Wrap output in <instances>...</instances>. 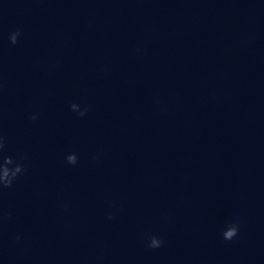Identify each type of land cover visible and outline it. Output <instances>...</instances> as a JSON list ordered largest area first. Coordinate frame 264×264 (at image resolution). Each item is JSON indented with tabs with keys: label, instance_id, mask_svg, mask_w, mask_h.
Segmentation results:
<instances>
[{
	"label": "water",
	"instance_id": "obj_1",
	"mask_svg": "<svg viewBox=\"0 0 264 264\" xmlns=\"http://www.w3.org/2000/svg\"><path fill=\"white\" fill-rule=\"evenodd\" d=\"M0 81V264H264V0H0Z\"/></svg>",
	"mask_w": 264,
	"mask_h": 264
},
{
	"label": "clouds",
	"instance_id": "obj_2",
	"mask_svg": "<svg viewBox=\"0 0 264 264\" xmlns=\"http://www.w3.org/2000/svg\"><path fill=\"white\" fill-rule=\"evenodd\" d=\"M22 32L19 28L12 31L8 35V40L10 44L15 45L18 42L19 37ZM3 89V83L0 81V90ZM70 111L76 113L79 117H83L87 114L90 109V105H83L73 102L69 105ZM30 120H36L37 116L35 114H30L28 117ZM6 139L2 133H0V193L4 189L11 188L15 181L27 171L26 165L23 163L27 159L24 154H19L18 158H13L10 155L5 154ZM93 160H97L98 157L94 155ZM65 161L69 165H75L77 163V156L75 153H69L65 156ZM62 208L67 210V206L64 204L60 205ZM112 202H109V207H112ZM7 215L10 216V213ZM108 219H113L114 216L111 212L107 215ZM4 219V216L0 214V221ZM240 226V221L235 219L233 221L227 222L221 232L222 239L225 241H230L238 235ZM17 241L20 237H16ZM164 241L161 237L155 234H146V244L148 248L156 249L163 245Z\"/></svg>",
	"mask_w": 264,
	"mask_h": 264
}]
</instances>
